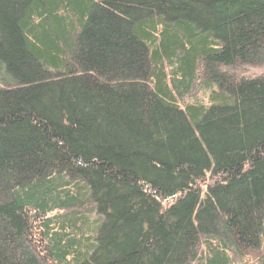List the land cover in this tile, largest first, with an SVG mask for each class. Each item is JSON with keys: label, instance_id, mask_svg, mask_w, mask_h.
Instances as JSON below:
<instances>
[{"label": "trees", "instance_id": "16d2710c", "mask_svg": "<svg viewBox=\"0 0 264 264\" xmlns=\"http://www.w3.org/2000/svg\"><path fill=\"white\" fill-rule=\"evenodd\" d=\"M0 264H264V0H0Z\"/></svg>", "mask_w": 264, "mask_h": 264}, {"label": "rangeland", "instance_id": "374dc122", "mask_svg": "<svg viewBox=\"0 0 264 264\" xmlns=\"http://www.w3.org/2000/svg\"><path fill=\"white\" fill-rule=\"evenodd\" d=\"M203 185L205 186V182L203 183Z\"/></svg>", "mask_w": 264, "mask_h": 264}]
</instances>
